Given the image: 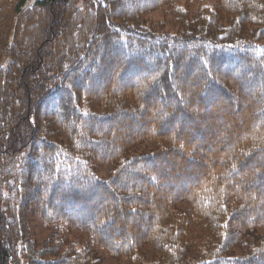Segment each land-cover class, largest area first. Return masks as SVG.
I'll use <instances>...</instances> for the list:
<instances>
[{
    "label": "trees",
    "instance_id": "obj_1",
    "mask_svg": "<svg viewBox=\"0 0 264 264\" xmlns=\"http://www.w3.org/2000/svg\"><path fill=\"white\" fill-rule=\"evenodd\" d=\"M27 1L0 0V264H264V0Z\"/></svg>",
    "mask_w": 264,
    "mask_h": 264
},
{
    "label": "rangeland",
    "instance_id": "obj_2",
    "mask_svg": "<svg viewBox=\"0 0 264 264\" xmlns=\"http://www.w3.org/2000/svg\"><path fill=\"white\" fill-rule=\"evenodd\" d=\"M38 0H28L26 3V7L33 6ZM97 1V0H96ZM211 1V0H210ZM209 2H207L208 4ZM149 18L153 20V22H161L167 23V27H172V23L174 22V17L169 7H163L160 10L153 12L150 14ZM99 172L101 176H107L109 169L105 167H99ZM30 228L33 239L38 242H43L46 238L50 237V235L54 232H57L60 240L64 241V243L75 242L80 247L86 246L91 248L92 243L88 238V235L79 232L77 230H67L65 228H61L59 226H50L46 227L42 223L39 217L32 216L30 219ZM94 251L96 252V256L101 258V261L98 264H129V261L125 257L116 258L111 256L105 249L94 246Z\"/></svg>",
    "mask_w": 264,
    "mask_h": 264
}]
</instances>
